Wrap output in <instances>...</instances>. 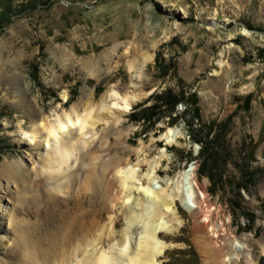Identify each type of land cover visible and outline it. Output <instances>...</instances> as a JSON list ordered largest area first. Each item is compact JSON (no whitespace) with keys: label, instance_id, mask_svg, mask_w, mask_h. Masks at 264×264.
<instances>
[{"label":"rangeland","instance_id":"1","mask_svg":"<svg viewBox=\"0 0 264 264\" xmlns=\"http://www.w3.org/2000/svg\"><path fill=\"white\" fill-rule=\"evenodd\" d=\"M7 7L11 21L0 30V170L3 163L27 159L30 144L22 130L29 125L31 101L37 100L51 124L70 110L84 88L94 105L109 90L120 97L135 96L128 111L116 105L121 111L118 124L95 127L92 146L100 148L102 158L129 161L140 174L159 161L154 176L159 190L168 188L169 177L196 166L207 186V219L212 214L213 223L224 227L217 240L223 243L235 235L253 257L248 261L240 253L237 261L208 255L205 243L213 237L208 220L194 219L177 201V228L159 234L168 246L158 264H192L189 249L198 255L194 264H258L264 234V0H0V11ZM141 53L152 59L133 77L129 62ZM170 89L178 95L196 94L200 120L186 116L184 102L177 104L173 117L160 112L151 123L135 119L155 104L156 95ZM212 123L225 148L218 146V162L202 165L201 144L191 134L204 137ZM169 128L181 135L171 144L163 137ZM141 146L144 152L139 154ZM250 151L255 161L246 164L242 157ZM29 165L32 170L21 190L25 196L10 203L16 204V219L41 227L47 217L66 222L43 243L56 242L59 248L66 246L69 234L80 237L96 224L92 231L97 237L104 233L102 249L115 252L122 233L131 232L117 185L110 179L106 193L79 182L55 189L58 181ZM1 177L3 195L7 176ZM133 195L131 204L136 205L138 193ZM3 225L11 229L7 220ZM40 242L36 245L44 248Z\"/></svg>","mask_w":264,"mask_h":264},{"label":"bare ground","instance_id":"2","mask_svg":"<svg viewBox=\"0 0 264 264\" xmlns=\"http://www.w3.org/2000/svg\"><path fill=\"white\" fill-rule=\"evenodd\" d=\"M245 32L249 33L246 30ZM151 59L150 54H136L129 62L132 76H136L140 65ZM89 95L88 88H84L70 110L57 115L51 124L36 99L29 104V125L26 130H22L30 144L27 159L3 163L0 170V173H5L7 176L4 185L5 194L4 196L0 194V264H158L168 246L159 238V234L177 228L173 225L177 213L175 211L177 201L194 219L208 218L205 214L210 207L207 186L206 182L200 181L196 166L184 168L175 177H169L166 179L168 188L159 190L154 181L157 167L160 165L159 161L151 162L147 173L140 174L138 167L121 157L111 156L105 159L102 158L103 155L98 154L100 148L92 146L97 139L95 127L101 122L106 126L118 124L121 121V113L118 112L121 111L116 105L121 103L122 112L128 111L137 98L120 97L116 90H109L101 101L94 105ZM109 99L117 101L109 104ZM180 136L172 128L163 135L168 144L176 142ZM142 152L144 146H141L137 153ZM163 156L164 150L158 158ZM28 161L38 166L40 172L47 173L54 181H58L55 189H58L61 183L71 187L74 182H79L82 187L92 186L93 189L99 188V191L106 193L110 179L117 185L120 199L128 209L126 227L131 229V232L128 230L122 233L115 252L110 255L102 249L105 241L104 233L97 237V233L92 231L93 227L98 226L96 224L88 228L80 237L69 234L70 239L66 246L59 248L56 242L50 245L43 243L47 238L55 236L57 230L66 222H61V219L55 216L47 217L44 218L45 222L41 223V227L36 221L16 219V211H14L16 204L12 207L10 203L19 202L23 195L25 196L21 190L28 182L32 170ZM141 161L143 160L137 161V165ZM76 163L78 164L74 171ZM11 186H14V189ZM1 188L3 186L0 180ZM134 191L138 193V197L135 198L136 205L131 204ZM51 204L54 205L52 201ZM211 215V221L207 219L208 221L204 222L207 226L210 225L213 233L212 239L209 238L205 243L206 253L215 256V259H222L221 257L226 255V260L237 261L240 260L242 253L248 261L253 260L247 243L239 241L237 236L229 235L223 243L217 240L220 238L219 231L224 230L222 229L224 227L223 224L220 226L214 224ZM5 220L8 221L11 229L4 227ZM177 224L180 225L181 221L177 220ZM111 232H114L113 225ZM37 241H42L39 245L45 247L37 246ZM261 252L257 259L258 264H264V234Z\"/></svg>","mask_w":264,"mask_h":264},{"label":"trees","instance_id":"3","mask_svg":"<svg viewBox=\"0 0 264 264\" xmlns=\"http://www.w3.org/2000/svg\"><path fill=\"white\" fill-rule=\"evenodd\" d=\"M11 8L7 7L4 10L0 11V30L4 28L7 23L11 21V14H10ZM195 98V99H194ZM156 102L150 107L145 108L140 113L135 114L134 117L137 121H144L145 123H151L158 114L161 113H167V116L173 117V114L175 113V107L179 102H184L187 105L188 112L186 114L193 119H199L201 118L200 109L197 106V96L196 94L191 95H185L184 93L182 95H178L173 90L165 91L161 94L156 95L155 97ZM192 108V110H191ZM218 128V126L214 123L208 125L207 129L205 130L206 133L204 137L201 135V132L197 134H191L194 141L201 144V150H200V158L203 159L202 165H207V161L213 159L214 163L218 162L219 159V151L218 146L221 144L223 148H225L224 142L221 139V132L215 131L214 129ZM218 130V129H217ZM229 154V151L227 155ZM229 156V155H228ZM246 161L247 163H253L255 161L253 152L250 151L249 153H246L244 157H242V160ZM214 171V170H213ZM213 174V172H212ZM239 188H243V186H238ZM189 259L191 260V263H198V255L195 253L194 250L189 249ZM165 264V263H163Z\"/></svg>","mask_w":264,"mask_h":264},{"label":"water","instance_id":"4","mask_svg":"<svg viewBox=\"0 0 264 264\" xmlns=\"http://www.w3.org/2000/svg\"><path fill=\"white\" fill-rule=\"evenodd\" d=\"M249 31H255V30H251V29H248ZM255 32H258L259 33V31H255ZM262 35H264V33H262Z\"/></svg>","mask_w":264,"mask_h":264}]
</instances>
